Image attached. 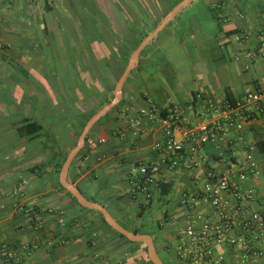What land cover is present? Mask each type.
Wrapping results in <instances>:
<instances>
[{
  "label": "crops",
  "instance_id": "1",
  "mask_svg": "<svg viewBox=\"0 0 264 264\" xmlns=\"http://www.w3.org/2000/svg\"><path fill=\"white\" fill-rule=\"evenodd\" d=\"M66 1L71 0H0V243L15 250L18 261L13 264H148L132 263L134 257L141 258V248L130 253L96 212L82 210L58 185L59 161L76 144L83 118L110 100L107 75L102 64L97 69L93 61L94 56L97 60L108 55L100 38L57 31L80 28L66 18ZM180 1L158 6L152 30ZM215 1L217 31L206 32L194 14L189 25L174 24L181 12L192 8L186 3L148 42L146 46L155 42V48L140 53L123 84L120 104L90 129L86 153L68 170L73 183L84 182L87 199L104 205L126 229L150 234L165 264H185L174 248L188 220L180 196L199 189L207 171L229 173L235 180L244 172L241 187L253 190L251 210H259L264 199V99L239 108L244 119L237 128L195 96L203 92L234 103L246 89H264V45L259 38L264 0ZM123 12L138 11L132 6L117 11L119 16ZM168 41L192 43L198 58L190 59L196 69L183 80L173 72L172 82L163 84L158 71L152 72L147 64L154 60L153 51L164 49ZM173 107L191 125L213 120L225 125L220 140L204 144L194 154L196 163L172 161L154 149L162 138L160 118ZM140 110L154 117L143 115L137 128L133 119ZM31 123L42 128L30 133L26 125ZM141 161L160 162L161 184L143 182L137 169ZM14 188L22 194H13ZM195 203L196 211H209L206 200ZM154 207L157 211L150 215ZM231 233L242 237L244 229L237 223ZM28 241L38 247L23 250L21 245ZM216 251L222 264H264V256L242 262L240 251L229 243L217 244Z\"/></svg>",
  "mask_w": 264,
  "mask_h": 264
},
{
  "label": "built area",
  "instance_id": "2",
  "mask_svg": "<svg viewBox=\"0 0 264 264\" xmlns=\"http://www.w3.org/2000/svg\"><path fill=\"white\" fill-rule=\"evenodd\" d=\"M242 37H246V34L243 33ZM259 38L264 45V31L259 33ZM195 96L203 99L213 112L221 115L230 126L241 128L244 118L239 108L264 99V89L261 87L254 90L246 89L234 103L228 99L214 100L203 92H198ZM143 115L154 117L152 112L140 110L133 119L137 128L141 125ZM160 120L163 124L162 138L156 141L154 149L172 161L187 160L196 163L193 156L204 144L215 143L225 135V125L221 121H203L191 125L189 118L178 107H173L169 114ZM137 169L144 183L158 186L163 182L157 177L161 170L160 162L141 161ZM235 177L236 180L229 173L209 170L206 172L205 182L199 189L193 193L184 191L181 194L180 202L187 208L188 220L174 248L177 256L185 264H222L223 257L216 251V245L224 242L240 251L242 262L264 256V242H262L264 241V199L259 210H251L249 202L253 190L243 191L241 187L246 174L240 172ZM11 192L22 194L16 188ZM197 199L209 203L210 208L207 213L196 211ZM237 223H240L244 229L242 237H235L231 233ZM37 247L38 244L34 241L21 245L26 251ZM0 260L6 264L18 261L15 250L5 242L0 243Z\"/></svg>",
  "mask_w": 264,
  "mask_h": 264
},
{
  "label": "rangeland",
  "instance_id": "3",
  "mask_svg": "<svg viewBox=\"0 0 264 264\" xmlns=\"http://www.w3.org/2000/svg\"><path fill=\"white\" fill-rule=\"evenodd\" d=\"M178 0H71L66 1L64 5L66 6V18H70L71 21L76 22V26L80 28H65L58 29L57 31L60 34H66L67 32L72 34L79 32L82 29L90 30V32H95L97 23H103L104 25L109 24L108 30L111 35L115 37L117 44L122 41L124 35L131 34L134 36L135 41L141 40V35L148 34L151 32L153 25L156 22V19L159 18L158 6H170L177 2ZM188 3L192 4V8L184 10L179 14V16L174 20V24L179 26H184L190 24L191 20L189 18L191 15H196L199 17V21L203 26H206V32H215L218 30V23L213 18V9L216 8L217 2L207 1V0H190ZM127 6H132L137 9V13L132 15V13H120L121 16L117 13L120 8L126 9ZM98 9V10H97ZM196 11V12H193ZM68 13V14H67ZM64 16V14H63ZM135 18H134V17ZM137 16L139 18H137ZM121 17V18H120ZM193 17V16H192ZM60 20L62 16L58 17ZM118 18V20H116ZM112 20V21H110ZM123 20V22H122ZM119 24H126L127 26L122 27ZM197 23V22H194ZM76 29V31H75ZM81 29V30H80ZM65 31V32H64ZM57 32V33H58ZM64 32V33H63ZM161 38L159 37L158 41ZM119 41V42H118ZM167 47V48H165ZM155 48V42H151L150 45L146 46L142 51V54L146 53L147 50H153ZM103 51L109 54V51L105 45H103ZM154 60L147 64V67L152 72L158 71V75L163 84H169L172 82L171 76L174 73L179 75L182 80L184 76L190 72V70H195L196 67L191 66L190 59L195 61L198 58V50L192 43L189 44H178L176 42H166L164 49L153 51ZM169 60V63H167ZM132 73V71H131ZM171 73V74H170ZM160 83V82H159ZM158 83V84H159ZM115 85V84H114ZM113 91V90H112ZM111 91V97L113 93ZM79 188L82 190L86 198L89 196L88 191H86L84 182L78 184ZM157 209L154 207L151 209V214L154 213ZM150 226L155 225V221H150ZM123 243L128 245L129 249H133L136 246L132 243L127 242L125 239L121 238ZM144 245V244H142ZM120 263H122L120 261ZM132 263H138L136 257L133 258Z\"/></svg>",
  "mask_w": 264,
  "mask_h": 264
},
{
  "label": "water",
  "instance_id": "4",
  "mask_svg": "<svg viewBox=\"0 0 264 264\" xmlns=\"http://www.w3.org/2000/svg\"><path fill=\"white\" fill-rule=\"evenodd\" d=\"M190 0H181L178 2L169 12H167L163 18L159 21V23L156 25V27L149 32L142 40L141 42L133 49L131 52L128 62L126 66L124 67L121 75L118 77L114 88H113V97L105 104H103L96 112H94L85 122L83 125L81 132L77 138L76 144L74 147L68 152L66 155L63 163L61 164L58 179L60 185L66 189L70 194L76 199L77 203L87 209L96 210L98 211L105 222L115 231L122 234L124 237H126L131 242H142L146 247V254L147 258L150 260L152 264H165L162 259L159 257V255L156 252L153 238L148 233H139V232H133L125 227H123L108 211V209L95 201L87 199L80 189L76 186L75 183L72 182L68 178V170L70 167V164L76 154L82 149L85 143V138L92 128V126L107 112H109L115 105H117L121 99L122 96V87L124 82L126 81L129 73L131 72L134 67H136L139 59V55L144 49V47L148 44V42L155 37L162 28L174 17V15L179 11V9L188 3Z\"/></svg>",
  "mask_w": 264,
  "mask_h": 264
},
{
  "label": "trees",
  "instance_id": "5",
  "mask_svg": "<svg viewBox=\"0 0 264 264\" xmlns=\"http://www.w3.org/2000/svg\"><path fill=\"white\" fill-rule=\"evenodd\" d=\"M96 26V25H95ZM81 30V29H80ZM80 32H82L84 35L87 34L92 40H95V37H98L100 38V41L103 42V45H105L109 51V54L107 55V57H100L96 60V56H94V66L99 69V67H101V64H102V67H103V71L104 73H106V77L108 79V88H109V92H110V96H109V99L111 97V91L113 90L114 88V84L116 83L118 77L121 75L124 67L126 66L127 62H128V59H129V56L131 54V52L133 51V49L141 42V40L147 35L146 34H142L141 35V40L139 41H135L134 40V36L131 35V34H128V35H124V37L122 38V41L123 42H120V44L116 42L115 40V37L113 35H111L110 31L108 30V28H105V27H97L96 26V30L95 32H90V30H85V29H82ZM119 42V41H118ZM96 44L93 45V49L95 51H97L96 49ZM100 46V45H99ZM143 51V50H142ZM98 53V51H97ZM142 53V52H141ZM101 63V64H100ZM132 71V70H131ZM104 79V76L101 77ZM105 102H108V100H106ZM120 104V102L115 105L109 112H107L104 116H107L108 114H110L112 111H114L118 105ZM95 112V111H94ZM94 112H91L89 113L88 115H86L82 122H81V129L83 127V125L85 124V122L87 121V119L94 113ZM100 121V119L92 126V128ZM29 128V132H35L37 130H40L42 128V126L40 124H37V123H31V124H28L26 125ZM91 128V129H92ZM90 132V131H89ZM89 138V133L87 134L86 138H85V143H84V146L82 147V149L76 154V156L74 157V159L72 160L71 162V165L74 163V161L76 159H79L81 156H83V154L86 153L87 151V140ZM66 155H63L61 160L59 161V164H58V171L60 170V167H61V164L63 163L64 159H65ZM58 185L61 189L65 190L66 193L69 195V197L72 199L73 202H75L82 210H86V211H94L96 212L100 219H101V223L102 225L110 230L111 232H113L115 235H117L118 237L120 238H123L125 239L127 242L129 243H132L133 245H135L136 247L133 248V249H130L129 252L130 253H133L134 251L136 252L137 249H140L141 248V258H136V261L138 263H148V264H152L150 262V260L147 258V254H146V247L145 245H142V243H137V242H131L129 241L126 237H124L122 234L118 233L117 231H115L114 229H112L106 222L105 220L103 219L102 215L96 211V210H91V209H87V208H84L82 206H80L76 199L70 194V192H68L66 189H64L58 182ZM76 186L79 188L78 184H76ZM164 186L163 184L161 185V187ZM80 189V188H79ZM163 191L162 192H165L166 190L164 189V187H162ZM165 190V191H164ZM80 191L82 192V190L80 189ZM94 201V200H92ZM133 232H139L138 229H134Z\"/></svg>",
  "mask_w": 264,
  "mask_h": 264
}]
</instances>
